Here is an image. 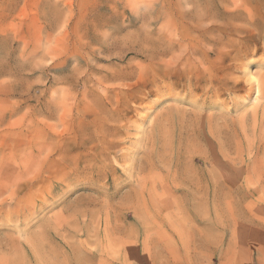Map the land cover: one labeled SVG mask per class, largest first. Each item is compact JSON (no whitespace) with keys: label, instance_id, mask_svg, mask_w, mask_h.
Returning <instances> with one entry per match:
<instances>
[{"label":"rangeland","instance_id":"rangeland-1","mask_svg":"<svg viewBox=\"0 0 264 264\" xmlns=\"http://www.w3.org/2000/svg\"><path fill=\"white\" fill-rule=\"evenodd\" d=\"M0 264H264V0H0Z\"/></svg>","mask_w":264,"mask_h":264}]
</instances>
